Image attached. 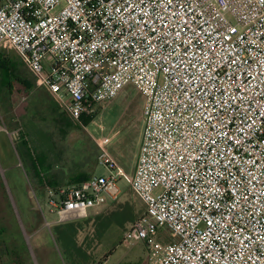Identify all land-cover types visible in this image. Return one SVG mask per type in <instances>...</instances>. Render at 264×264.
Masks as SVG:
<instances>
[{
	"label": "built area",
	"instance_id": "obj_1",
	"mask_svg": "<svg viewBox=\"0 0 264 264\" xmlns=\"http://www.w3.org/2000/svg\"><path fill=\"white\" fill-rule=\"evenodd\" d=\"M4 44L109 169L35 195L47 228L45 208L85 218L124 179L145 209L121 244L150 264H264V0H0ZM129 84L143 128L128 177L92 124Z\"/></svg>",
	"mask_w": 264,
	"mask_h": 264
},
{
	"label": "rangeland",
	"instance_id": "obj_2",
	"mask_svg": "<svg viewBox=\"0 0 264 264\" xmlns=\"http://www.w3.org/2000/svg\"><path fill=\"white\" fill-rule=\"evenodd\" d=\"M0 52L4 53L11 60L16 61L17 64L21 61L10 45L4 44L0 46ZM17 64H13L16 67L13 69L14 72L8 71L6 73L3 70L0 71V127L2 128L0 130L5 133L4 128L6 126L11 128L21 127V132L24 131L26 134L32 127L39 126L41 128L44 127L46 131L56 132L49 115L48 106L41 104L35 98L36 90L33 89L26 92L24 86L18 83L12 76H21L23 79L27 77L33 85L36 83L33 74L28 68L25 65L23 66V70L26 72V75H24ZM9 87L10 89L12 88L10 98L7 97ZM142 105L143 97L139 91L133 85H126L114 99L103 102L92 124V129L94 130L97 129V126L102 125L105 130L103 133L110 136L107 151L117 164L126 171L128 177L133 173L141 143L143 128ZM82 130L96 147L94 154L97 158L99 149L96 142L86 130ZM8 133L13 144L2 140V134L0 133V179L4 184L5 190L4 193L0 188V264H15L17 262L14 256L17 251L13 250V247L11 249L8 246L6 250H1V247H6V243H9L10 240H12L11 243L23 242L24 250H26L31 259H34L35 264H73V257L59 248L56 242L54 214L48 213L47 209H44L47 220L52 222V225L47 228L41 213L36 208L35 195H37L40 201L43 200V196L40 198L41 194L39 191L33 188L32 179H30V167L19 153L20 148L17 144L20 142V132L17 129H9ZM55 135H58V133ZM38 136L37 134L34 136L35 144L37 142L35 137L38 138ZM26 139L28 140V137ZM73 140H76V136L67 135L65 139L61 140L63 141V147L66 148L62 152V155L61 153L58 155V157L61 155L65 160L64 162H60L59 165L62 170H64L63 166L65 167V162L71 163V161L67 160H72L78 154V148L81 154L84 151L83 149L89 146L87 139L79 136L75 141L76 147L67 149L66 145L72 144ZM54 142L53 140L52 143ZM39 145L40 143L38 146H32L30 156L32 158L37 157L41 161L44 158V152L40 150L43 146L40 145L39 147ZM56 150H61V147L60 149H55L54 147V151ZM53 156L56 157L55 155ZM50 165L53 168V165ZM84 165V161L80 159L79 162H73L72 168L75 166H77L76 168H80L84 167ZM66 168L67 172L72 170L68 165ZM60 173L57 172V174ZM93 174L108 175L109 169L104 164L97 163L93 168ZM118 185L120 194L117 198L119 201L124 200L131 192L129 183L122 179ZM108 204L109 202L91 208L90 214L93 215L105 211L108 208ZM30 214L33 216V222L35 223L31 233L42 230L38 236H32L31 233L28 234L22 224L20 217ZM128 225L129 222L120 227H112L99 240L95 239L92 241L90 248L91 258L88 264H150L147 259V248L143 243H138L127 248L121 244L122 234ZM43 232H47L51 242L49 245L50 249L48 250L38 249V240L36 238L42 235ZM159 236L161 239H167L164 229L159 231ZM10 238H14V240ZM42 254H44L45 259L42 257Z\"/></svg>",
	"mask_w": 264,
	"mask_h": 264
},
{
	"label": "trees",
	"instance_id": "obj_3",
	"mask_svg": "<svg viewBox=\"0 0 264 264\" xmlns=\"http://www.w3.org/2000/svg\"><path fill=\"white\" fill-rule=\"evenodd\" d=\"M13 64H17L16 61L8 58L4 53L0 52V71L8 73L14 72L13 69L16 68ZM18 68L21 70V73L26 75L25 70H23L24 64L20 61ZM13 66V67H12ZM18 83H20L25 91L33 89V83L27 79L21 78V76L12 75ZM38 100L37 97H35ZM50 109V117L56 129V132L46 131L39 126H34L27 131L28 140L18 142L19 153L23 156L24 161L30 167V179H32V186L34 189L39 191L41 197L44 195V188L49 186L53 189H58L60 187H67L70 185L78 184L80 181L94 175L93 168L97 165L98 159L94 154L96 147L91 143V139L87 136V134L82 130L83 128L74 120L70 119L64 112L60 110V107L57 103L56 109L54 107H48ZM52 108V109H51ZM24 118V117H23ZM42 119V118H41ZM87 122L88 120H84ZM26 125V124H25ZM58 133V135H55ZM83 133V134H82ZM35 134L39 135L36 144L34 143ZM67 135L76 136V140L79 136L84 137L88 141V147L83 149L84 151L79 152L74 156L71 163L65 162V167L60 169V162H64L65 160L62 158V152L66 150L63 147V139L67 137ZM53 140L58 143H52ZM73 140L72 144H67L66 146L69 148L76 147L75 141ZM40 143L43 147L40 150H43L44 158L39 161L36 158H32L30 156V150L32 146ZM51 143V144H50ZM39 145V147H40ZM55 149L61 147V150ZM35 150V148H33ZM85 152L86 155H85ZM34 153V151H33ZM46 153V154H45ZM61 155L58 157V155ZM55 155L56 157H54ZM82 159L85 165L84 167L76 168L77 166L72 168V164L74 161L79 162ZM53 165V168L51 165ZM50 165V166H49ZM68 167L72 168L71 171L67 172ZM57 172H61L57 174ZM0 188L5 193L4 184L0 179ZM131 190V189H130ZM132 192V190H131ZM128 194V197L124 200H118V198L113 200H108V208L105 211H101L100 213L90 214L85 218L75 219L66 221L63 223L54 224V234L56 242L62 250L69 253L73 257V264H88L91 258V242L95 239L99 240L104 234L108 233L112 227H120L127 222H132L138 219L141 214L144 212L145 205L144 203L132 192ZM15 200V198H14ZM106 202V203H107ZM92 215V216H91ZM22 224L25 228V231L29 234L34 229L33 216L25 215L20 217ZM2 230V229H1ZM123 235V234H122ZM13 239L14 238H10ZM120 240V239H119ZM10 240L9 243H6V247H1V250L7 249L8 246L13 247L11 249L17 251L14 254L17 262L15 264H21L19 261L21 258L17 257L19 251L24 249L23 242L16 243ZM22 248V249H21ZM8 251V250H7ZM131 264V263H126ZM136 264V263H135Z\"/></svg>",
	"mask_w": 264,
	"mask_h": 264
},
{
	"label": "crops",
	"instance_id": "obj_4",
	"mask_svg": "<svg viewBox=\"0 0 264 264\" xmlns=\"http://www.w3.org/2000/svg\"><path fill=\"white\" fill-rule=\"evenodd\" d=\"M33 89H35L36 90V92H35V96L38 98V101H40L41 102V104H46V106H52V107H54V109H56V106H57V101L54 99V97L52 96V94L48 91V89L47 88H45L44 86H41V85H38L37 83H35L34 84V86H33ZM32 89V90H33ZM11 90H12V88L10 89V87H9V90H8V95H7V97L8 98H10L11 97V94H12V92H11ZM31 90V91H32ZM11 92V93H10ZM59 105V104H58ZM59 107H60V105H59ZM49 109V108H48ZM52 109V108H51ZM60 110L62 111V112H64L62 109H61V107H60ZM22 113V112H21ZM25 113V112H24ZM49 113H50V109H49ZM65 113V112H64ZM66 114V113H65ZM25 115V114H24ZM0 129H2L1 127H0ZM18 130L19 132H20V134H19V139H20V141H24V140H26V134L24 133V131L23 132H21V127H17V128H11V127H5L4 128V131H5V133H3L1 130H0V133L2 134V140H4L6 143H12V141H11V137L9 136V134H8V130ZM45 129V128H44ZM103 131L105 132V130H104V128H103ZM13 144V143H12ZM40 232H42V230L41 231H33L32 233H31V235L33 236H38V234L40 233ZM49 237V235L47 234V232H43L42 233V235H40L39 237H37L36 239L38 240V249L39 248H42V249H46V250H48V249H50V239L48 238ZM17 257H20L21 258V260H20V262H21V264H35L36 262L34 261V259H31L30 258V256L27 254V252H26V250H24V249H22V251L21 252H19V254H18V256ZM42 257L45 259V256H44V254H42Z\"/></svg>",
	"mask_w": 264,
	"mask_h": 264
}]
</instances>
